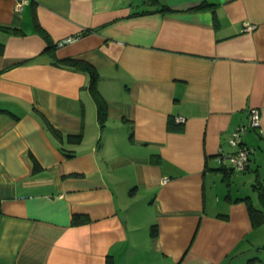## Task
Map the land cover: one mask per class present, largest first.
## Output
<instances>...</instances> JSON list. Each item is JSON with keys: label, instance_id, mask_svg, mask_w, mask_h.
<instances>
[{"label": "crops", "instance_id": "obj_1", "mask_svg": "<svg viewBox=\"0 0 264 264\" xmlns=\"http://www.w3.org/2000/svg\"><path fill=\"white\" fill-rule=\"evenodd\" d=\"M15 3L0 0V264H264L249 204L264 210L236 175L252 156L221 163L251 108L242 141L264 157V0ZM65 57L97 70L102 126Z\"/></svg>", "mask_w": 264, "mask_h": 264}, {"label": "trees", "instance_id": "obj_2", "mask_svg": "<svg viewBox=\"0 0 264 264\" xmlns=\"http://www.w3.org/2000/svg\"><path fill=\"white\" fill-rule=\"evenodd\" d=\"M8 32L14 33V34H18L20 32L16 31V30H7ZM53 48V44L50 42V40H47V47L45 50L49 51L52 50ZM54 63L58 66H71L74 68H77L79 70L85 71L87 72V74L89 75V89L97 103V119L99 121V124L102 126L106 120V116H107V106L105 101L100 97L98 90H97V80L99 78V74L97 72V70L95 69V67L90 64L87 61H84L82 59L79 58H74V57H65V58H55L54 59ZM2 112H7L5 110H1ZM34 112L37 114V116L39 117L43 127L45 128L46 131H48V133L52 136H54L55 138H57L61 143L63 142V138L61 136V134L59 133V131L47 120V118L44 116L43 113L39 112L38 110L34 109ZM65 140L66 142L69 143H80L82 140V133H77V134H67L65 136ZM59 150L63 153V155L67 158H71L73 156H75L76 152L75 150H71L68 149L66 147L63 146H59ZM229 171H233L231 169H229L228 167L226 168ZM255 189L258 191V195L259 198L262 201V204H264V187H262V185H255ZM256 212V213H254ZM249 213L251 215L252 220L256 223V224H260L262 221V219H264V215H262L260 210H257L255 208H253V206L251 204H249ZM156 226H153V230L155 229ZM155 232V231H154ZM107 264H115L113 261L109 260L107 261Z\"/></svg>", "mask_w": 264, "mask_h": 264}, {"label": "built area", "instance_id": "obj_3", "mask_svg": "<svg viewBox=\"0 0 264 264\" xmlns=\"http://www.w3.org/2000/svg\"><path fill=\"white\" fill-rule=\"evenodd\" d=\"M28 0H16L15 9L20 10ZM247 29H251L252 25H247ZM74 37H69L67 41L73 40ZM178 121H182L183 117L179 116ZM260 126V114L256 108H251L248 115V124L237 127L228 140L229 146L232 148L228 154L221 155V163L233 171H242L249 164L250 154L253 152V147L244 144L242 136L247 129H256ZM165 181L167 179H164Z\"/></svg>", "mask_w": 264, "mask_h": 264}, {"label": "rangeland", "instance_id": "obj_4", "mask_svg": "<svg viewBox=\"0 0 264 264\" xmlns=\"http://www.w3.org/2000/svg\"><path fill=\"white\" fill-rule=\"evenodd\" d=\"M253 153L250 154V157H251V161H252V166L253 169L255 170V168H258L259 170V173H258V179L262 182V184H264V157L262 158H259V154H255V155H252ZM254 156V157H253ZM261 157V156H260ZM250 160V159H249ZM253 169L249 172H244V173H237L236 175H238L237 177H240V183L243 182V180H246V185L244 187H242V191H247L249 190L250 191V196L253 200V204L254 206H256L257 208H260L261 210H264V208H262L261 204H262V201L260 200V202L257 200L256 198V194L254 191H252L250 189V183L252 182L251 180H248V175H252L253 177L252 180L254 179V174L255 172H253ZM235 175V176H236Z\"/></svg>", "mask_w": 264, "mask_h": 264}]
</instances>
